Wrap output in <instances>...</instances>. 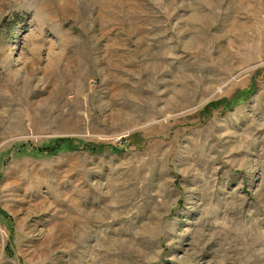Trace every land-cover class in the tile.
<instances>
[{"label": "rangeland", "instance_id": "1", "mask_svg": "<svg viewBox=\"0 0 264 264\" xmlns=\"http://www.w3.org/2000/svg\"><path fill=\"white\" fill-rule=\"evenodd\" d=\"M0 210V264H264V0H0Z\"/></svg>", "mask_w": 264, "mask_h": 264}, {"label": "trees", "instance_id": "2", "mask_svg": "<svg viewBox=\"0 0 264 264\" xmlns=\"http://www.w3.org/2000/svg\"><path fill=\"white\" fill-rule=\"evenodd\" d=\"M249 95H251L250 90L246 93V95H243V96H249ZM64 144L67 145V147L71 151H77V146L75 145V143L72 141L71 142L67 141V140H56L49 147H46L45 150H46L47 154H55L56 152H58L59 148H61V146H63ZM102 148H104V147L91 145V146H89L88 150H90L91 153H93L92 151H95V153H99V152L103 151ZM41 151H42V149H41ZM0 217L7 218L6 215L1 210H0Z\"/></svg>", "mask_w": 264, "mask_h": 264}]
</instances>
